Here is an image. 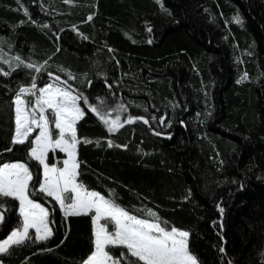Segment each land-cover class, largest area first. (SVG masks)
<instances>
[{
  "label": "trees",
  "instance_id": "trees-1",
  "mask_svg": "<svg viewBox=\"0 0 264 264\" xmlns=\"http://www.w3.org/2000/svg\"><path fill=\"white\" fill-rule=\"evenodd\" d=\"M0 69L10 72L0 74V164L28 163L52 226L48 240L31 231L0 254L2 264H83L93 251L92 214L65 217L33 187L42 166L28 144H11L18 88L57 76L87 99L79 183L187 231L198 264H264V0H0ZM89 105L122 126L110 132ZM65 158L48 154L58 167ZM0 205L1 241L22 217L18 201Z\"/></svg>",
  "mask_w": 264,
  "mask_h": 264
},
{
  "label": "snow or ice",
  "instance_id": "snow-or-ice-1",
  "mask_svg": "<svg viewBox=\"0 0 264 264\" xmlns=\"http://www.w3.org/2000/svg\"><path fill=\"white\" fill-rule=\"evenodd\" d=\"M15 59L17 67L23 64L18 56ZM4 62L11 68L10 61ZM24 66L36 72L41 70L31 63ZM12 71L15 69L12 68ZM0 74L7 76L10 72L0 69ZM55 79L60 80V77ZM63 83L67 85V81ZM25 96L34 99L26 100ZM81 100L87 104V99L74 94L70 86L60 87L50 83L37 88L35 79L30 87L20 86L13 102L15 128L11 144L13 147L28 144V160L38 162L43 169L42 183L38 182L33 187L39 194L58 202L65 217L92 214L93 251L83 264H197L188 248L187 231L167 225L152 210H147L143 218L137 216L115 203L114 198H106L78 182L80 165L76 157L77 145L81 140L77 137L76 123L84 115V110L80 107ZM89 111L109 125L110 132L115 127L122 126L119 117L110 120L106 113H102L94 105H89ZM127 122L133 123L134 119L129 117ZM37 130L38 134L29 140ZM53 132L56 133L55 138ZM83 142L91 143L88 140ZM109 146H112L111 142ZM56 149L67 156L61 167L47 162L49 152ZM11 150L12 148L8 149ZM32 179L33 173L27 162L0 164V199L11 198L18 201L22 217L21 228L12 231L0 242V254L7 253L13 245L19 246L31 239L30 229L35 230V239L38 241H46L52 236L48 209L32 198L29 189ZM110 197H114V194H110ZM3 211L0 205V213ZM2 220L3 215H0V221ZM114 251H118V255L114 256Z\"/></svg>",
  "mask_w": 264,
  "mask_h": 264
},
{
  "label": "rangeland",
  "instance_id": "rangeland-1",
  "mask_svg": "<svg viewBox=\"0 0 264 264\" xmlns=\"http://www.w3.org/2000/svg\"><path fill=\"white\" fill-rule=\"evenodd\" d=\"M51 84H53L54 86H60V87H65L61 82H59V81H56V80H53V81H51ZM37 132H38V130H37ZM34 133V132H33ZM56 150H59V149H56ZM60 151V150H59ZM65 154V153H64ZM66 155V154H65ZM65 159H67V156H66V158ZM64 159V160H65ZM63 160V161H64ZM47 162H48V158H47ZM49 163V162H48ZM49 165H51V164H49ZM57 166V165H56ZM58 167V166H57ZM42 181H43V169H42ZM66 196L67 195H71V194H65ZM67 202H69V201H66V203ZM39 203V202H38ZM58 203V202H57ZM44 206V205H43ZM45 207V206H44ZM45 208H47V207H45ZM48 209V208H47ZM62 210V209H61ZM62 212H63V210H62ZM48 213H49V209H48ZM0 215H3V218H4V213L2 212V213H0ZM50 221V220H49ZM1 222V221H0ZM101 223H104V221H101ZM22 226V225H21ZM21 226L20 227H18V228H21ZM49 227L51 228V230H52V226H51V224L49 223ZM110 227V226H109ZM18 228H16V229H18ZM16 229H14V230H16ZM13 230V231H14ZM109 230L110 231H112L113 229H112V227L111 228H109ZM31 231H34V233H35V230L34 229H30L29 230V234H30V232ZM11 234V233H10ZM6 239V238H5ZM4 239V240H5ZM0 242H3V240H1ZM0 264H2L1 262H0ZM198 264V263H197Z\"/></svg>",
  "mask_w": 264,
  "mask_h": 264
}]
</instances>
